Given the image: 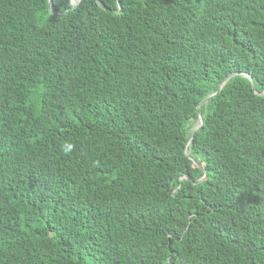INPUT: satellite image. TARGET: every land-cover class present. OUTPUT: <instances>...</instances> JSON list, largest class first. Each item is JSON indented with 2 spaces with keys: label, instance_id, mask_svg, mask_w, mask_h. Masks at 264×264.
Segmentation results:
<instances>
[{
  "label": "trees",
  "instance_id": "16d2710c",
  "mask_svg": "<svg viewBox=\"0 0 264 264\" xmlns=\"http://www.w3.org/2000/svg\"><path fill=\"white\" fill-rule=\"evenodd\" d=\"M72 3L0 0V264H264V0Z\"/></svg>",
  "mask_w": 264,
  "mask_h": 264
},
{
  "label": "water",
  "instance_id": "95a60500",
  "mask_svg": "<svg viewBox=\"0 0 264 264\" xmlns=\"http://www.w3.org/2000/svg\"><path fill=\"white\" fill-rule=\"evenodd\" d=\"M81 0H78V2H80ZM49 4H50V6L52 5V0H49ZM73 4V3H72ZM77 6V3L76 4H73V8H75ZM234 75H236V74H234ZM234 75H232V76H234ZM232 76H230V77H228L225 81H224V83L222 84V86H221V88L224 86V84L232 77ZM214 95H211V96H209L207 99H205V100H203L199 105H198V109L203 105V104H206L212 97H213ZM198 114H199V120H198V123H197V127L195 128V131H194V133L192 134V136H191V138H190V140H189V142L188 143H190L192 140H193V138H194V135H195V133L202 127V125H203V118H202V114H201V110L199 109L198 110ZM185 153H186V151H185ZM189 179V178H188ZM204 179H205V176H204ZM203 180V179H202Z\"/></svg>",
  "mask_w": 264,
  "mask_h": 264
},
{
  "label": "bare ground",
  "instance_id": "6f19581e",
  "mask_svg": "<svg viewBox=\"0 0 264 264\" xmlns=\"http://www.w3.org/2000/svg\"><path fill=\"white\" fill-rule=\"evenodd\" d=\"M78 2V0H76V3Z\"/></svg>",
  "mask_w": 264,
  "mask_h": 264
}]
</instances>
